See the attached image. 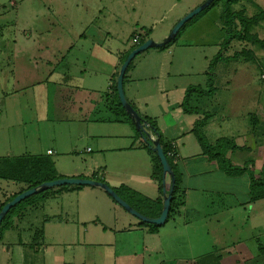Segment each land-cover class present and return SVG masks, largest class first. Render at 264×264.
Masks as SVG:
<instances>
[{"label": "crops", "instance_id": "obj_1", "mask_svg": "<svg viewBox=\"0 0 264 264\" xmlns=\"http://www.w3.org/2000/svg\"><path fill=\"white\" fill-rule=\"evenodd\" d=\"M204 1L77 0L71 12L55 6L53 15L69 29L52 41L47 83L42 93L33 96L46 108L42 117L44 132L47 125L49 134L42 138L53 146L41 143L39 129L34 134L38 142L30 147L12 135L0 157L48 155L63 178L101 179L113 189L126 187L164 206L171 177L154 175L145 141L115 115V88L121 67L138 47L136 37L140 44L149 39L164 41ZM220 16L218 7L212 9L169 48H152L137 56L126 72L128 102L156 121L165 142L174 145L179 155L178 163H173L180 177L179 206L167 223L153 232L140 226L136 217L120 212L102 188L67 190L28 208L13 228L0 234V264H264V234L260 222L252 221L254 214L260 215L264 199L251 203L248 196L234 205L235 201L223 200L231 194L221 191L218 182L229 176L204 154L192 131L201 115L186 114L182 108L189 87L206 86L211 57L225 39ZM164 23L156 32L155 26ZM212 27L222 33L220 43L209 41L206 34ZM30 37L28 41L34 36ZM15 84L8 95L24 92ZM215 95L192 97V106L211 116L205 133L215 120L210 110ZM238 153L232 163L244 167L247 162ZM244 177L249 180L248 174L236 178ZM249 185L250 180L248 192ZM23 189V184L0 179V205ZM56 202L70 203L73 210L62 207L51 212ZM40 213L43 222L37 226Z\"/></svg>", "mask_w": 264, "mask_h": 264}, {"label": "rangeland", "instance_id": "obj_2", "mask_svg": "<svg viewBox=\"0 0 264 264\" xmlns=\"http://www.w3.org/2000/svg\"><path fill=\"white\" fill-rule=\"evenodd\" d=\"M188 1L186 0V2ZM249 1L243 3L249 16L264 11V0ZM76 2L77 0H0V153L6 152L8 141L12 139V135H17L15 138L18 139L19 144L23 143L24 146L30 147L32 142H38V138H34V134L39 129L41 130V143L53 146L51 141L47 140L46 142L42 138L49 134L47 125L44 132L45 118L42 117L46 108L40 107L39 101L33 100V96L35 93H42V87L47 83V58L51 54L49 48H53L52 41L56 40L57 35L69 29L63 19L59 20L53 15V9L60 5L64 10L71 12V7L76 5ZM65 3L68 4L66 8L63 6ZM220 8L218 7L219 11ZM239 8V6L235 7V9ZM214 11L213 17L216 18L218 14L217 11ZM262 23L254 29L253 33L264 39V22ZM166 24L155 26V31L159 32ZM31 34L34 37L28 41ZM206 35L211 43H220L223 40L222 33L215 27H212ZM216 50L215 55H211L209 64L213 69V75H215L214 86L218 90L217 93H214L216 95L210 109L215 114V120L206 128V135L211 142L220 138L234 139L237 147L243 149L229 152L232 155L230 160L233 163L236 162V157H238L236 153L240 154L241 152L242 160L247 162L243 166L246 169L253 166L256 169H254L256 178L262 179L261 169L264 165V50L250 43L236 41L223 51L224 58L230 57L236 52L247 51L249 57L247 64L238 60L227 62L218 59L215 63L213 62L214 58L218 56L222 47L216 48ZM35 67L36 69H34ZM10 71H13V76L10 75ZM12 84H15L19 90L24 88V92L21 95H8ZM3 100L6 101L5 104L2 103ZM21 120L25 122V125L21 123ZM247 147L248 149H244ZM55 159L56 157H54ZM221 177L218 176V179ZM221 180L218 182L222 183L219 185L220 190L226 191L228 195L231 194L223 200L235 201L236 203L234 202L233 205L248 200L250 191L245 189L249 182L246 177H227L221 178ZM144 198V196L140 197L143 200ZM56 203L54 208H51V212L53 209L57 213V210L60 211L62 207L73 210V207H69L70 203ZM115 205L120 212L124 211V215H131L119 204ZM261 205H264V201H260V215L254 214L252 221L260 222V233L264 234V208ZM47 209L48 207H46V211ZM252 209V204H250L248 212L251 214L253 213ZM141 211L152 215L147 208H142ZM131 216L133 217V215ZM231 216L227 215V217ZM42 222L43 214L40 213L36 225L40 226Z\"/></svg>", "mask_w": 264, "mask_h": 264}, {"label": "trees", "instance_id": "obj_3", "mask_svg": "<svg viewBox=\"0 0 264 264\" xmlns=\"http://www.w3.org/2000/svg\"><path fill=\"white\" fill-rule=\"evenodd\" d=\"M244 2H250L249 0H215L207 9L201 12L199 15L194 17L191 21H189L177 34L174 40L170 42L168 45L159 48V49H167L171 45H173L183 32L193 24H195L200 18L205 16L208 12L216 7H221V16L220 21L222 24V30L225 32V39L221 44L222 50L218 53V56L215 57L216 60H224L229 62L231 61H244L248 62L249 57L247 56V51L236 52L234 55L224 58L223 51L228 49L234 42L239 43H250L255 46H259L264 50V39H261L256 33H253L254 29L258 27L262 22H264V11H260L253 16H249L246 10V6H244ZM236 6H239V9H235ZM144 43V41H143ZM142 44V43H141ZM245 52V53H244ZM248 59V60H247ZM212 62V63H213ZM132 66L130 64L129 68ZM128 68V69H129ZM208 76V81L205 87L202 86H192L186 90L184 100L182 102V108L186 114L189 115H201V118L198 119L194 123L193 133L199 141L204 154L211 160L216 161L221 170L225 172V174L229 177H239L245 174H248L250 180L249 186V198L250 202H257L258 200L264 199V167L261 169L262 179H257L254 172V167H250L246 169L245 167L236 166L232 163L230 158H228V153L236 151L238 148L237 145L233 142V140L229 138H220L215 143H210L208 137L205 133L204 127L208 123L211 116L207 113L202 112L201 109L192 106V97L197 95L198 98L203 97H211L216 91L217 88L214 86L215 75H213V69L209 66L208 71L206 73ZM115 95L117 99V109L118 113L115 111V115L118 118H123L124 121L129 123L135 130L136 135L142 138L141 133L137 130L135 122L126 112L124 107L122 106L120 99L118 97L117 88H115ZM132 107L137 111L141 119L148 123V132L152 134L161 144L164 153L174 171L176 177V187L174 190L170 214L175 213L178 209L179 203V194H180V177L177 166L173 164L172 160L168 157V151L170 149V145L165 142L163 135L156 123V121L143 116L139 113L137 108L132 105ZM145 148L148 153L152 156L154 161V175L158 176L160 179L163 178V168L158 158L157 154L153 151L152 142L145 141ZM248 149V148H244ZM252 164V163H251ZM63 177L59 176L55 163L52 158L48 155H26L19 157H0V179L6 181H14L17 184H23L26 187L21 191H25L27 189L35 188L41 186L45 182H50L54 180L61 179ZM100 182H104L101 179H95ZM83 187L80 186H62L60 188H53L50 190L43 191L36 195L27 198L22 201L14 208H12L5 219L3 220L0 227V234H2L5 230L11 229L15 226L16 220L23 215V213L30 207L37 206L38 204L62 193L67 190H79ZM117 194L126 201L132 208H134L139 213L149 217V218H158L163 210V204L161 201H152L151 199L144 198L142 195L132 191L126 187H121L119 189H114ZM20 192V193H21ZM19 194V193H18ZM17 195V194H16ZM16 195L9 198L5 203L0 205V212L6 203L13 200ZM151 203V204H150ZM142 208H147L148 211L152 213V215H148L143 213ZM155 210V211H154ZM140 226L149 227L151 231H157L161 226L147 224L144 222H140Z\"/></svg>", "mask_w": 264, "mask_h": 264}, {"label": "water", "instance_id": "obj_4", "mask_svg": "<svg viewBox=\"0 0 264 264\" xmlns=\"http://www.w3.org/2000/svg\"><path fill=\"white\" fill-rule=\"evenodd\" d=\"M215 0H206L203 4L199 5L197 8L192 10L190 13H188L186 16H184L172 29L170 35L162 42H155L152 39H149L145 41L143 44H140L138 47H136L127 57L126 61L124 62L123 66L121 67L120 74L117 79V92L120 99V102L126 112L129 114V116L132 118V120L135 122L137 130L141 133L142 138L144 141H150L153 144V151L157 154L158 158L160 159L162 168H163V178L165 180L166 176L169 175L171 177V187L166 194L165 190V198H164V206L161 215L158 218H149L138 211H136L134 208H132L126 201H124L117 192L110 187L107 183L100 182L94 179H86V178H78V177H70V178H61L58 180L45 182L39 187L27 189L19 194L16 195V197L5 204V206L2 208L0 212V227L9 213V211L14 208L16 205L21 203L22 201L26 200L27 198H30L33 195H36L38 193H41L46 190H50L57 187L62 186H80V187H99L105 190L114 201H116L117 204H119L121 207H123L128 213L139 219L141 222L147 223V224H153L158 226H163L167 223L169 219L170 214V208H171V202L174 194V190L176 187V177L174 174V171L164 153V150L160 144V142L154 138L152 134L148 132V123L143 121L137 111L132 107V105L128 102V99L125 94L124 90V81L126 72L130 66V64L133 62V60L142 54L143 52L152 49V48H162L166 45H168L172 40L175 39L177 34L180 32V30L194 17L199 15L201 12H203L205 9H207ZM165 184V183H164Z\"/></svg>", "mask_w": 264, "mask_h": 264}, {"label": "built area", "instance_id": "obj_5", "mask_svg": "<svg viewBox=\"0 0 264 264\" xmlns=\"http://www.w3.org/2000/svg\"><path fill=\"white\" fill-rule=\"evenodd\" d=\"M134 43L136 46H139L140 45V41H139V38L136 37L134 39ZM50 154H52V152L50 151ZM168 157L172 160V162L174 164H177L178 163V160H179V155H178V152H177V149L174 145H170V149L168 151Z\"/></svg>", "mask_w": 264, "mask_h": 264}]
</instances>
